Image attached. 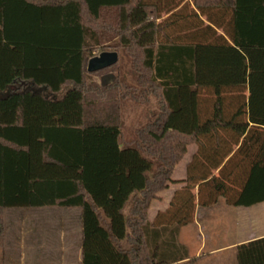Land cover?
<instances>
[{"label":"trees","instance_id":"16d2710c","mask_svg":"<svg viewBox=\"0 0 264 264\" xmlns=\"http://www.w3.org/2000/svg\"><path fill=\"white\" fill-rule=\"evenodd\" d=\"M194 3L229 40L211 41L204 21L196 43L165 33L152 0H0V249L7 209L75 208L82 264H194L175 239L197 197L204 208L264 203V0ZM99 50L123 53L136 84L120 60L89 71ZM152 99L155 119L127 141L123 105ZM237 264H264V238L238 246Z\"/></svg>","mask_w":264,"mask_h":264},{"label":"rangeland","instance_id":"374dc122","mask_svg":"<svg viewBox=\"0 0 264 264\" xmlns=\"http://www.w3.org/2000/svg\"><path fill=\"white\" fill-rule=\"evenodd\" d=\"M116 56L122 61L123 79L135 85L136 77L130 61L121 52ZM113 77V74H108L95 80L99 83H110ZM157 109L155 99L144 106L126 102L122 110L125 139L129 142L135 141L136 129L152 122ZM121 145L125 147L122 142ZM182 171L179 169L177 177L182 176ZM194 193L198 194L196 190ZM170 197L171 192H168L163 199L168 202ZM198 203L197 197V223L188 226L181 235L179 233L176 236L175 242L180 252H186L190 257L203 254L204 257L196 264H237L236 249L227 248L222 253L208 255L212 249L230 246L235 241L231 207L223 199L208 208L200 207ZM3 227L7 236V251L4 257L0 253V264H82L79 256L82 242L80 209L10 208L6 210Z\"/></svg>","mask_w":264,"mask_h":264},{"label":"crops","instance_id":"0c3cea01","mask_svg":"<svg viewBox=\"0 0 264 264\" xmlns=\"http://www.w3.org/2000/svg\"><path fill=\"white\" fill-rule=\"evenodd\" d=\"M152 3L158 6L159 8V19L157 23L163 24V25L168 24V28L165 30V33L172 34V35L174 34L181 41L187 40L188 44L196 43V41H199V37L196 36V34L201 32L203 27L206 28L208 26H211L212 28H214V32H212V36H211V41L222 42L223 41L222 38L229 40L227 36L225 35L224 29L222 27H214L207 21V15H203V13L199 9L196 8L194 0H152ZM201 21L205 22L203 27L201 25ZM163 42H166V41H162V43ZM97 52L98 53L94 55V57L90 60V62H92V66H97L99 64L106 63V62L113 63L117 59L119 61V58L116 56L118 52L116 51L99 50ZM90 62H89V66H90ZM101 84H105V83H101ZM245 95L248 98V95H249L248 92H246ZM229 97L235 98L237 97V94L230 95ZM204 99L208 100L206 109L208 108L209 110H213V101L215 97L211 95H207V96H204ZM236 149L237 148L235 147V150ZM197 151H198V148L196 145L191 146L189 148V153L185 158L187 160L185 161L184 159L185 163L183 164V166L178 165V167L175 170V173H174L175 181H183L186 179L188 166L191 163ZM179 169H181V171L183 170L182 176L177 177V173ZM214 174L218 176L219 172L215 171ZM183 187H184L183 184L172 185L168 191L160 194L161 200L155 201L152 204V207L149 211L151 222L155 220L156 216L159 213L166 212L169 209L170 203L173 199L174 194L176 193V191L181 190ZM168 192H171V197L169 201L166 202L163 199V197ZM230 209L234 216L233 218L234 220L231 225L234 228L235 241L230 246L212 249L208 253L209 256L222 253L223 250L227 248L237 250V247L240 245L264 238V203H261L259 205H256L250 208L231 207ZM198 218H199V213L197 212L196 218L193 224L197 223L196 220ZM187 227L188 226L183 227L181 229L180 235L184 232V230ZM6 251H7V236H6L5 247L0 249V253H3L1 254L2 257H4ZM79 256L82 261V242L79 247ZM203 257L204 255L203 254L200 255L199 253L195 257L189 256V259L186 260L185 262L189 261L190 259H197L196 262L194 263L196 264L200 262Z\"/></svg>","mask_w":264,"mask_h":264},{"label":"water","instance_id":"95a60500","mask_svg":"<svg viewBox=\"0 0 264 264\" xmlns=\"http://www.w3.org/2000/svg\"><path fill=\"white\" fill-rule=\"evenodd\" d=\"M117 62H118V59L115 62H113V63L106 62V63L99 64L97 66H92V62H90L89 71L94 72V71H97V70H101V69L109 67V66H111V65H113V64H115Z\"/></svg>","mask_w":264,"mask_h":264}]
</instances>
